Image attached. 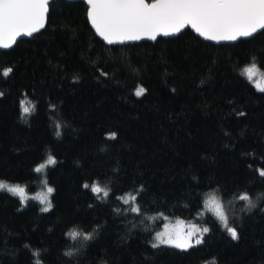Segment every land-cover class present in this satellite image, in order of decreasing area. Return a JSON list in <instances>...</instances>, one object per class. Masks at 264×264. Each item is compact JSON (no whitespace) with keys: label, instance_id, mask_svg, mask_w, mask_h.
<instances>
[{"label":"trees","instance_id":"16d2710c","mask_svg":"<svg viewBox=\"0 0 264 264\" xmlns=\"http://www.w3.org/2000/svg\"><path fill=\"white\" fill-rule=\"evenodd\" d=\"M87 10L55 0L40 33L0 51V182L28 197L0 190V264H264V92L241 75L264 71V30L229 45L187 29L110 46ZM44 181L48 211L35 199ZM213 195L237 239L199 216ZM165 218L209 231L188 250L153 247Z\"/></svg>","mask_w":264,"mask_h":264},{"label":"snow or ice","instance_id":"6c2138e0","mask_svg":"<svg viewBox=\"0 0 264 264\" xmlns=\"http://www.w3.org/2000/svg\"><path fill=\"white\" fill-rule=\"evenodd\" d=\"M86 3L91 25L109 45L144 38L156 40L160 35H174L189 26L205 40L217 42L237 41L264 30V0H152L150 3L147 0H86ZM49 7L50 0H0V49H8L15 44L18 37L32 36L44 28ZM10 72V68L4 70L3 76L7 77ZM241 75L254 83L258 91L264 92V72H261L255 62L242 69ZM144 92L145 89L140 87L135 95L139 97ZM21 110L23 114H30L35 110V105L23 100ZM56 128V135L59 136L60 125L57 124ZM110 138L114 139L115 133ZM55 162V158L49 155L34 171L42 173ZM260 174L264 175V171ZM44 186L47 192L39 194L35 199L46 204L43 210L48 211L51 207L49 195L54 190L47 186L46 181ZM84 187L89 188V185L85 184ZM5 189L19 196L22 203L28 199L22 186H10L0 182V190ZM91 191L94 194L103 192L104 197L109 194L98 183L91 185ZM122 199L126 204L131 201V211L139 213V208L135 205V195L128 194V198ZM239 199L251 206V199L247 194H242ZM205 207L214 212L233 239L238 238L237 230L229 226L226 213L214 195L206 200ZM208 231L207 227L201 229L190 225L185 232L183 222H178L175 229L166 228L163 233L157 234L158 243L153 244V247L167 244L186 250L193 246V242L199 245L202 235ZM68 235L72 239L78 236H83L85 240L90 239L89 235L75 230Z\"/></svg>","mask_w":264,"mask_h":264},{"label":"water","instance_id":"95a60500","mask_svg":"<svg viewBox=\"0 0 264 264\" xmlns=\"http://www.w3.org/2000/svg\"><path fill=\"white\" fill-rule=\"evenodd\" d=\"M53 1H55V0H50V4L53 2ZM66 1H70V2H82V3H84L87 7H88V5H87V3H86V0H66ZM148 2V1H147ZM47 15H48V13H47ZM46 23H47V16H46V21H45V26H44V28L46 27ZM91 23V22H90ZM93 27V26H92ZM44 28H42L40 31H38V32H36V33H34L33 35H36V34H38V33H40ZM94 29V28H93ZM187 29H190L191 31H193L194 33H195V35H197L199 38H201L202 40H204V41H206V42H208V43H211V44H213V45H229V44H235V43H238L239 41H241V40H248V39H251V38H253V37H255L256 35H258L259 33H261L263 30H261V31H259V32H257L256 34H254L252 37H248V38H240V39H238L237 41H219V42H217V41H209V40H205L203 37H201V36H199L190 26L189 27H186V28H184V29H182L179 33H177V34H174V35H170V36H167V37H165V36H163V35H160V36H158L157 37V39H159V38H162V39H173V38H176V37H178L181 33H183L184 31H186ZM94 31H95V29H94ZM95 33H96V31H95ZM97 34V33H96ZM32 35V36H33ZM97 36L106 44V45H109L106 41H104L103 40V38L102 37H100L98 34H97ZM29 37H31V36H21V37H18L17 38V41L15 42V44H13L12 45V47H10V48H8V49H0V51H10V50H12L15 46H16V44L19 42V41H21V40H24V39H27V38H29ZM156 39V40H157ZM156 40H150V39H147V38H144V39H141V40H138V41H126V42H124V43H115V44H112V45H110V46H118V45H127V44H138V43H142V42H154V41H156Z\"/></svg>","mask_w":264,"mask_h":264},{"label":"rangeland","instance_id":"374dc122","mask_svg":"<svg viewBox=\"0 0 264 264\" xmlns=\"http://www.w3.org/2000/svg\"><path fill=\"white\" fill-rule=\"evenodd\" d=\"M261 72H264V71H262L261 70ZM256 78H254V80H255ZM253 85H254V83H252ZM47 191H42V192H40V193H38L37 195H36V197L39 195V194H41V193H46ZM128 196H126L125 198H127ZM216 198H217V200H218V202L222 205V208H223V210L225 211V213H226V210H225V208H224V205H223V202H222V200L219 198V197H217V196H215ZM50 204H51V202H50ZM136 206H138V204L136 203L135 204ZM46 206H44V208H45ZM43 208V209H44ZM51 208V207H50ZM49 208V209H50ZM138 208H139V206H138ZM208 212H212V211H210L209 209H207L206 207H204V209L201 211V213H200V217L202 218V217H204L205 215H206V213H208ZM134 213H136V212H134ZM214 213V212H213ZM226 216H227V219H228V215H227V213H226ZM162 217V216H161ZM218 218V217H217ZM166 219V218H165ZM220 221V220H219ZM178 222H183V229H184V231L185 232H187L188 231V228H189V226L190 225H196V226H198V227H200L201 229L202 228H204V226H200V225H198L197 223H195V222H193V221H185V220H181V219H166L165 220V222H164V224L162 225V227H161V230H159L157 233H156V235H155V242H154V244H156V243H158L157 242V240H156V236H157V234H159V233H163L164 231H165V229L166 228H169V229H175L176 227H177V224H178ZM221 222V221H220ZM228 224H229V220H228ZM223 225V224H222ZM205 234V233H204ZM203 234V235H204ZM203 235H202V240H203ZM196 244L193 242V246H195ZM158 246H166V247H170V248H174V249H177V250H185V249H179V248H175V247H172V246H170V245H167V244H159ZM192 246V247H193ZM191 248V247H190ZM190 248H187L186 250H188V249H190Z\"/></svg>","mask_w":264,"mask_h":264}]
</instances>
